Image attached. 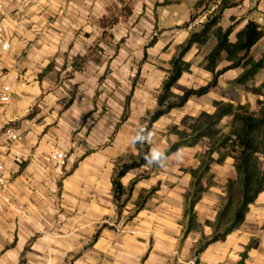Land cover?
<instances>
[{
    "label": "crops",
    "instance_id": "crops-1",
    "mask_svg": "<svg viewBox=\"0 0 264 264\" xmlns=\"http://www.w3.org/2000/svg\"><path fill=\"white\" fill-rule=\"evenodd\" d=\"M197 1H5L1 16L11 22L10 47L0 51V93L6 85L11 93L7 103L0 102V162L14 205L0 212V264H195L192 249L200 234L192 232L182 240L185 194L192 182L185 170L198 167L197 154L207 148L206 142L182 149V159L175 153L168 156L164 168L145 165L128 172L124 186L139 179L121 214L112 178L120 158L138 154L131 137L157 109L169 61L200 23L183 27ZM236 1L238 6L224 12V27L235 16V21L241 19L237 30L248 19L258 21L253 13L264 21V0ZM20 22L24 30L17 29ZM214 44L192 47L186 56L191 71L182 75L175 93H182L178 86L210 81L201 63ZM195 68L201 72L196 74ZM231 71L234 78L240 72ZM221 78L208 94L191 98L155 122L150 148L166 151L177 140L168 127L183 116L213 112L214 100L231 101L222 95L232 79ZM126 105L129 116L122 121ZM8 127L19 141L5 134ZM54 150L65 153L66 165L46 160ZM233 163L228 157L212 165L215 184L195 207L201 223L215 220L226 182L236 176ZM153 188L145 206L128 220L140 193ZM263 225L264 192L250 205L240 228L205 249L200 264H237L250 243L245 264H264ZM204 232L209 236L212 228L204 226Z\"/></svg>",
    "mask_w": 264,
    "mask_h": 264
},
{
    "label": "trees",
    "instance_id": "trees-1",
    "mask_svg": "<svg viewBox=\"0 0 264 264\" xmlns=\"http://www.w3.org/2000/svg\"><path fill=\"white\" fill-rule=\"evenodd\" d=\"M238 4L236 0H198L192 6L191 18L183 27H190L203 14L206 18L198 27L191 29L186 43L179 47L169 61L166 77L157 95V109L142 120L143 126L151 129L161 117L174 109L183 108L191 98L208 94L219 85L220 77L231 70L240 71L231 83L256 96L255 109L248 103L214 100L213 112L202 111L197 116L185 115L178 123L168 127V134L177 137L176 141L169 143L165 151L168 156L180 149L196 147L202 141H205L207 146L203 152L197 154L198 167L185 170L191 175L192 182L190 191L185 194L182 240L192 232L200 234L192 249L195 264H200V255L210 244L225 241L242 226L250 205L264 192V81L258 85L253 84L257 75L264 69V54L256 57L253 53L254 48L264 38V21L248 19L244 26L237 30L240 21L231 18V24L224 27V12ZM211 40H215V44L201 63L211 74L210 81L202 86L184 89L182 93H175L174 86L182 75L190 72L192 68V63L186 59L187 54L192 47L201 49ZM153 42L154 40L151 44ZM224 62L227 64L220 67ZM128 116L129 106L126 105L122 121ZM135 146L138 154L125 160L120 158L112 178L113 200L119 214L130 201L139 177L127 187L123 185L122 179L131 170L146 165L143 157L150 150V145L147 144ZM228 157L234 160L236 176L226 182L225 201L219 207L215 220L203 224L198 220L195 207L215 184L214 174L211 172L212 165H221ZM156 189L140 193L136 210L128 220L145 206ZM204 226L212 228L209 236L205 234ZM98 236L99 230L94 240ZM251 246L250 243L241 253L237 264L246 263Z\"/></svg>",
    "mask_w": 264,
    "mask_h": 264
},
{
    "label": "built area",
    "instance_id": "built-area-1",
    "mask_svg": "<svg viewBox=\"0 0 264 264\" xmlns=\"http://www.w3.org/2000/svg\"><path fill=\"white\" fill-rule=\"evenodd\" d=\"M6 0H0V51H7L10 47V41L8 38V32L11 27V22L6 20L1 16L2 11L5 7ZM206 15H203L199 20L200 22L204 21ZM18 30H24L25 24L20 22L17 23ZM11 87L6 85L2 88L0 93V102L7 103L10 100ZM5 134L14 142L20 140L18 133L12 128L8 127L5 130ZM46 160L51 162H56L58 165H66V155L64 152L59 150L52 151L47 157ZM5 164L0 162V212H3L6 209L7 205H14L13 200L9 196V178L5 174ZM18 209L21 212H24L23 207L19 206Z\"/></svg>",
    "mask_w": 264,
    "mask_h": 264
},
{
    "label": "rangeland",
    "instance_id": "rangeland-1",
    "mask_svg": "<svg viewBox=\"0 0 264 264\" xmlns=\"http://www.w3.org/2000/svg\"><path fill=\"white\" fill-rule=\"evenodd\" d=\"M243 10V9H242ZM242 10H240L241 12H243ZM248 11V10H247ZM247 11H245L243 14H239L237 15V17H242ZM253 10L250 9L249 11V14L252 12ZM204 15V14H203ZM202 15V16H203ZM251 16H255L257 17V19H259L258 21H260L262 19V17L260 16L258 18L257 15H255L254 13L251 14ZM236 18V16L234 17ZM201 20V19H200ZM199 20V21H200ZM241 21V19L239 20ZM260 22H263V19L260 21ZM228 22L225 20V24H227ZM263 45H264V42H263ZM208 48V47H207ZM205 48V49H207ZM263 48L264 49V46H257L255 48V50L253 51L254 53V56H261L264 52H262L260 49ZM204 52H202L203 54ZM195 68L194 69V72L196 74H199L201 72V70ZM204 69V68H203ZM204 71H206L204 69ZM207 72V71H206ZM237 74L234 72V71H231V72H226V74H223V76H221L223 80L225 81H228V80H231L233 79ZM264 79V71L261 72L257 78L255 79L254 83L253 84H259L261 81L260 80H263ZM229 88L227 90H225V92L223 93L222 97H226L227 100H231L232 102H241L243 104L245 103H248L250 104L254 109L257 107L256 105V96L254 94H252L251 92H248L246 91L243 87L241 86H234V85H229L228 86ZM180 89V90H179ZM179 91H183L184 88L178 86V89Z\"/></svg>",
    "mask_w": 264,
    "mask_h": 264
},
{
    "label": "clouds",
    "instance_id": "clouds-1",
    "mask_svg": "<svg viewBox=\"0 0 264 264\" xmlns=\"http://www.w3.org/2000/svg\"><path fill=\"white\" fill-rule=\"evenodd\" d=\"M154 139V133L146 126L138 128L136 134L131 137V144L143 146L145 144L152 145ZM179 160L182 159V149L177 150L174 154ZM168 155L159 147H151L150 150L144 155L143 159L148 166H155L164 168L167 166Z\"/></svg>",
    "mask_w": 264,
    "mask_h": 264
}]
</instances>
